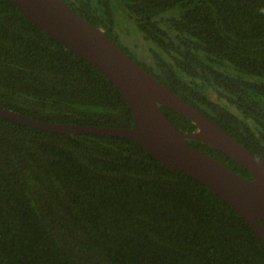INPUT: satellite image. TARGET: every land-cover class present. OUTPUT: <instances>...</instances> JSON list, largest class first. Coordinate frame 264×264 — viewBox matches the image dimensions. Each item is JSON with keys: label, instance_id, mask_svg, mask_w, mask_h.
<instances>
[{"label": "trees", "instance_id": "trees-1", "mask_svg": "<svg viewBox=\"0 0 264 264\" xmlns=\"http://www.w3.org/2000/svg\"><path fill=\"white\" fill-rule=\"evenodd\" d=\"M65 2L264 160V0ZM123 12L151 42L150 61L118 40ZM160 106L176 128H197ZM0 107L41 121L133 125L114 83L12 0H0ZM187 141L253 177L221 150ZM0 264H264V241L207 186L131 138L0 116Z\"/></svg>", "mask_w": 264, "mask_h": 264}, {"label": "water", "instance_id": "water-1", "mask_svg": "<svg viewBox=\"0 0 264 264\" xmlns=\"http://www.w3.org/2000/svg\"><path fill=\"white\" fill-rule=\"evenodd\" d=\"M44 32L84 57L114 83L133 114V125L109 127L36 120L0 107V116L61 133L121 135L143 145L164 164L191 175L231 205L264 241V160L229 135L219 124L170 90L110 38L103 28L75 12L65 0H12ZM160 105L189 117L197 128H176ZM197 139L221 150L247 168L246 178L193 147Z\"/></svg>", "mask_w": 264, "mask_h": 264}, {"label": "rangeland", "instance_id": "rangeland-1", "mask_svg": "<svg viewBox=\"0 0 264 264\" xmlns=\"http://www.w3.org/2000/svg\"><path fill=\"white\" fill-rule=\"evenodd\" d=\"M117 23H116V31L119 33L121 41H124L127 43V45H131L135 48L136 53L134 52V48L129 46L130 49L134 52V54H137L139 56H142L145 58L146 61H150V51L148 50V44L151 42L148 40H144L141 36V33L138 31V29L135 27L134 23L127 18V16L122 14L120 17L119 13L117 16ZM119 20V23H118ZM150 42V43H148Z\"/></svg>", "mask_w": 264, "mask_h": 264}, {"label": "flooded vegetation", "instance_id": "flooded-vegetation-1", "mask_svg": "<svg viewBox=\"0 0 264 264\" xmlns=\"http://www.w3.org/2000/svg\"><path fill=\"white\" fill-rule=\"evenodd\" d=\"M117 38H118V40L120 41V42H122V43H124L125 45H127V43L126 42H124V41H121V39H120V36H119V33L117 32ZM147 42V41H146ZM149 43V42H148ZM149 45L150 44H148V47H149ZM128 46V45H127ZM129 46H131V45H129ZM128 46V47H129ZM131 47H133V46H131ZM147 47V48H148ZM130 48V47H129ZM134 48V47H133ZM149 50V49H148ZM134 52L136 53V50H135V48H134ZM136 55V57L137 58H139V59H143V60H145V58H143L142 56H139V55H137V54H135Z\"/></svg>", "mask_w": 264, "mask_h": 264}]
</instances>
